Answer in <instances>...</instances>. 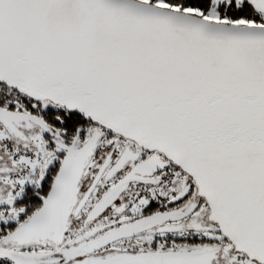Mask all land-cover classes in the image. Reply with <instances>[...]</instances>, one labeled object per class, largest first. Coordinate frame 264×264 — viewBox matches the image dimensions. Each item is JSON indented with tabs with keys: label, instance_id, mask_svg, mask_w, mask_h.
Returning <instances> with one entry per match:
<instances>
[{
	"label": "snow or ice",
	"instance_id": "1",
	"mask_svg": "<svg viewBox=\"0 0 264 264\" xmlns=\"http://www.w3.org/2000/svg\"><path fill=\"white\" fill-rule=\"evenodd\" d=\"M0 264H264V0H0Z\"/></svg>",
	"mask_w": 264,
	"mask_h": 264
}]
</instances>
